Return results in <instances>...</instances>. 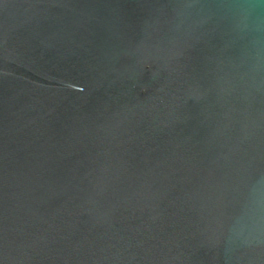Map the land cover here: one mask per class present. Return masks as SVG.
Here are the masks:
<instances>
[{"label": "water", "instance_id": "1", "mask_svg": "<svg viewBox=\"0 0 264 264\" xmlns=\"http://www.w3.org/2000/svg\"><path fill=\"white\" fill-rule=\"evenodd\" d=\"M0 264H264V0H0Z\"/></svg>", "mask_w": 264, "mask_h": 264}]
</instances>
